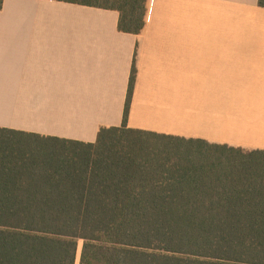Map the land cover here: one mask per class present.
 <instances>
[{
	"label": "trees",
	"instance_id": "obj_1",
	"mask_svg": "<svg viewBox=\"0 0 264 264\" xmlns=\"http://www.w3.org/2000/svg\"><path fill=\"white\" fill-rule=\"evenodd\" d=\"M51 1L146 26L149 0ZM136 74L94 144L0 128V264H264V150L128 128Z\"/></svg>",
	"mask_w": 264,
	"mask_h": 264
},
{
	"label": "crops",
	"instance_id": "obj_2",
	"mask_svg": "<svg viewBox=\"0 0 264 264\" xmlns=\"http://www.w3.org/2000/svg\"><path fill=\"white\" fill-rule=\"evenodd\" d=\"M120 14L51 0L0 10V128L94 144L127 126L264 150L259 0H149L140 35Z\"/></svg>",
	"mask_w": 264,
	"mask_h": 264
},
{
	"label": "rangeland",
	"instance_id": "obj_3",
	"mask_svg": "<svg viewBox=\"0 0 264 264\" xmlns=\"http://www.w3.org/2000/svg\"><path fill=\"white\" fill-rule=\"evenodd\" d=\"M82 249V242L79 243V250H78V259H77V264H79V259H80V253Z\"/></svg>",
	"mask_w": 264,
	"mask_h": 264
}]
</instances>
